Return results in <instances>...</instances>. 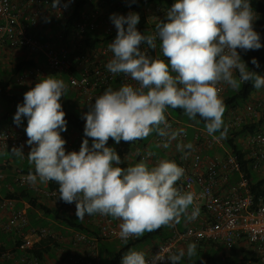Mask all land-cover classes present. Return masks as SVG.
I'll return each mask as SVG.
<instances>
[{
	"label": "clouds",
	"instance_id": "1",
	"mask_svg": "<svg viewBox=\"0 0 264 264\" xmlns=\"http://www.w3.org/2000/svg\"><path fill=\"white\" fill-rule=\"evenodd\" d=\"M60 4L61 0H52L53 8ZM256 19L251 0H176L156 24V33L145 35L137 28L138 13L112 14L116 36L108 46L113 58L106 68L135 84H122L118 89L109 86L89 105L83 117L85 139L78 152H67L61 136L67 130L61 103L67 91L65 82L48 75L26 91L13 119L19 126L27 118V158L34 165L27 182H55L59 199L75 203L78 220L97 214L120 220L119 237L125 242L164 226L174 227L181 218L196 220L200 208L194 206V193L177 187L184 167L168 159L121 167L120 155L108 142L111 138L117 145L131 143L146 139L153 131L168 135V108L183 110L191 120L199 116L210 136L218 133L216 139H226L223 115L227 105L220 95L221 86L239 91L251 81L256 89L264 87V76L249 70L238 51L262 47L254 28ZM157 39L166 59L153 57L142 47L147 44L155 50ZM251 63L259 67L256 58ZM184 148L192 150L194 145L189 142ZM22 149L23 145L13 147L11 153L23 159ZM197 248L191 242L186 251L159 252L151 259L144 251L130 248L121 264H160L165 259L180 264L185 256L189 260L196 256Z\"/></svg>",
	"mask_w": 264,
	"mask_h": 264
},
{
	"label": "built area",
	"instance_id": "2",
	"mask_svg": "<svg viewBox=\"0 0 264 264\" xmlns=\"http://www.w3.org/2000/svg\"><path fill=\"white\" fill-rule=\"evenodd\" d=\"M15 1H22L21 5L17 6ZM142 1L145 2L144 10L148 17L149 32L155 34L156 27L150 22L153 10L149 0ZM76 2L77 0H61L60 7L54 8L56 31L48 32L42 38L31 33V29L39 26V17L33 8L51 7L52 0H0V18L4 22L0 26V50L5 44H9L10 47L22 48L37 58V63L16 76L18 83L23 84L52 74L66 75L71 88L89 108V105L95 102V98L103 94L109 86L118 89L122 84H135V82L123 74L113 75L107 70L106 64L113 58L108 47L111 41L102 47L89 49L83 42V36L88 30L99 34H114L116 28L110 16L114 13L127 15L135 10L129 0H88L79 17L74 18ZM70 24L71 29L67 31ZM160 43L157 39L156 48L162 54ZM142 47L148 51L146 44ZM41 56L43 61L40 60ZM228 88L227 85L221 86L222 97ZM263 114L264 98L248 103L239 114L233 116L227 127L231 130L242 128L246 125L247 119L259 122ZM167 121L170 125L166 129L168 135L161 136L157 133L154 137L158 144H165L176 138L172 119L169 117ZM246 133L243 149L247 152L250 169L254 177L264 178V129L259 126L254 133L250 131ZM61 136L66 140L67 152L79 151L80 146L76 145L71 137ZM215 137L216 135L210 136L205 128L198 130L195 134L198 148L190 153L184 152L177 158V164L185 168V175L177 182V187L185 192L194 193V206L200 208V215L195 221L200 220L205 213L203 223L200 226H191L183 232H177L168 241L159 243L147 256L148 259L159 252L161 255H171L179 250L180 245L191 242L219 243L231 250L240 240L246 239L264 264V196L257 197L251 192L250 177L244 172L238 156L231 152L223 159L211 160L206 168H203L205 150H212L216 146L225 147L224 141ZM180 138L187 140V133L185 131L181 133ZM27 139L26 134L7 128L0 129V150L4 147L13 148L23 145L22 150L27 152V157L30 151ZM135 155L146 161L155 158L151 148L144 144L135 146L130 156ZM236 177L235 184L229 187L228 185ZM4 179L5 175L0 171V191L3 189ZM19 182L25 184L27 178L22 176ZM219 190L223 191V194ZM44 193L49 197L59 196L58 191L50 188ZM2 207L10 211L9 218L1 223L2 229L15 231L21 241L20 248L23 253L19 258L20 264H42V259L32 252L44 240L59 242L60 234L46 227L33 228L30 233H25L30 227L28 209L14 198H4ZM94 223L102 238L117 240L123 244L133 240V237L127 242L120 239L119 226L112 217L97 214L94 215ZM75 240L78 243L89 242L90 237L84 232H77ZM74 261L85 263V260L80 258H75ZM90 263L100 264L96 256L92 257ZM160 264H171V261L165 259Z\"/></svg>",
	"mask_w": 264,
	"mask_h": 264
},
{
	"label": "crops",
	"instance_id": "3",
	"mask_svg": "<svg viewBox=\"0 0 264 264\" xmlns=\"http://www.w3.org/2000/svg\"><path fill=\"white\" fill-rule=\"evenodd\" d=\"M22 1H15L17 6L21 5ZM155 6L154 4H152ZM163 6L161 4L155 6L156 10H162ZM19 8V7H18ZM33 10L38 14L39 17V26L35 29H31V33L42 38L48 32L55 33L56 24L54 22V8L51 7H34ZM159 22L164 19V17L157 18ZM24 21V18H22ZM158 22V23H159ZM241 55V53H240ZM43 61V56L40 58ZM37 63V58L31 56L26 50L22 48H12L9 44H5L3 48L0 50V129H11L14 132L26 134L25 129L27 127V118H23L22 123L18 126L14 123V115L17 111L16 106H11L5 101L2 97V94L6 95H14V94H24L26 91L30 90L31 87H34L35 83L39 82V80L43 79L41 77L36 80H29L23 84H20L16 81V76L25 71L28 67ZM21 64H30L23 68L18 74L13 73L14 67ZM55 75L56 78L64 79L68 78L66 75L52 74ZM261 76H264V72ZM68 82V80H67ZM262 92H256L253 96L252 100L248 103H254L264 98V87H262ZM232 89L229 87L227 92L224 94H228ZM248 103H241L240 105L229 108L227 107L225 115L235 116L239 114ZM71 105L76 115H78L81 119L85 120L84 114L89 110L84 103L81 97L71 98ZM166 113H169L168 111ZM169 117L173 122V132L176 133V138L170 140L165 144H158L154 137L151 136L147 142L143 144L151 148L155 158L147 161L150 165H154L160 159H168L174 160L177 163V158L180 154L184 152H192L198 148L195 142V134L198 130L204 129L201 125H196L192 121L184 119V118H173L171 114ZM166 117V118H169ZM246 125H252L257 121L253 122L252 119L246 120ZM229 123L225 124L228 125ZM206 129V128H205ZM186 132L188 135L187 140L180 138V134ZM157 134V133H156ZM61 135H67L75 141L76 145L81 146L83 136L79 133L71 129V127L67 126V130L62 132ZM218 136L219 134H215ZM192 143L194 145V149L189 150L184 148L181 150V146L186 145L188 143ZM91 145V143L89 142ZM241 147L243 148V144L241 143ZM221 148H217L216 150H205L203 152V168L205 169L207 164L211 160L215 159H223L229 152L225 147L219 146ZM10 147H4L0 150V171L5 175V179L3 182V189L0 191V264H20L19 258L23 253V250L20 248L21 241L18 239L15 231H5L1 227L2 221L6 220L10 216V211L2 207L3 199L9 198L7 195L16 194L21 188L28 187L35 196L39 197L40 202L44 204L47 208L51 210H58V215H48L44 211L40 210H31L30 205L27 201L19 200L20 205L28 209V217L30 220V227L25 230V233H30V230L33 228H49L54 232H58L61 236L59 242H52L51 240H44L46 249H49L47 253L44 254L42 264H80L74 261V259L85 260L83 264H91V259L93 256H96V260L100 264H105V262L111 260L115 251L121 250L127 244H123L118 242L117 240H110L106 238H102L99 234V230L94 223V215L86 216L84 220H78L76 217V207L75 203L66 204L58 197H49L44 191L49 188L48 183H40L37 181L35 185H31L28 182L25 184H21L19 179L22 176L27 178V175L30 171H34V165H31L26 157V151L24 152V158L21 159L11 153ZM141 159L135 156L128 157L129 166H133L136 163L140 162ZM237 181V177L234 178L233 182L228 186H232ZM221 194L223 191L219 190ZM18 200V199H17ZM189 212H191V206L189 208ZM205 218V213L202 214L200 220L198 221H187L185 218H181V221L175 224L174 227H161L159 230L154 231L151 234V238L145 240V244L142 247L137 248L136 246L133 248L138 251H144L147 256L152 253L153 249L159 243L168 241L171 239L174 234L177 232H183L187 228L191 226H200L203 223V219ZM69 219H77L80 223L89 227L90 230L85 234L89 235V242L78 243L75 240V234L77 232H82L75 230L73 227L69 225ZM117 226L121 223L120 220L115 219ZM147 235V236H148ZM146 237V236H145ZM133 240H142L141 238L133 237ZM188 244L180 245L179 249L184 248L186 251ZM200 252L209 253L212 251L211 247L207 245L197 244ZM187 257V256H186ZM181 263V261H180Z\"/></svg>",
	"mask_w": 264,
	"mask_h": 264
},
{
	"label": "trees",
	"instance_id": "4",
	"mask_svg": "<svg viewBox=\"0 0 264 264\" xmlns=\"http://www.w3.org/2000/svg\"><path fill=\"white\" fill-rule=\"evenodd\" d=\"M88 0H77L76 6H75V13L74 18L79 17L81 14V11L84 9L86 3ZM130 2V0H129ZM176 0H149V4H156V3H166L168 6H171L173 3H175ZM253 10L256 12V30L260 34V41L262 44V47L258 50H249L247 52H244L242 50H239L241 53L242 60L247 64L249 70L254 71L260 75L264 72V0H251ZM131 6L134 8L135 12L140 15V22L137 25L138 30L141 32H144L145 35H149V27H148V17L145 13V2L142 0H136L135 3H130ZM163 20V19H162ZM3 20L0 18V26L3 24ZM71 29V24L67 27V31ZM116 36V33L114 34H99L98 32H93L91 30H88L87 33L83 36V42L85 46L89 49H95L102 47L106 44H108L110 41H112ZM147 46V44H146ZM148 47V46H147ZM148 54L156 57L160 56L161 59H166L163 57V55L158 52V49L155 50L148 48ZM252 58H256L258 61L259 67H256L251 63ZM30 64H21L13 69L14 74H18L23 68L28 66ZM258 91V89L254 88L252 85V82H248L246 84H242L239 91L231 90L228 94L224 95L223 98L225 100V103L227 107L234 108L241 103H248L252 100L255 93ZM2 97L9 105L16 106L18 104H22L24 101V94H14V95H6L2 94ZM61 103L63 110L66 113V121L67 126L71 127L74 131L79 133L81 136H84V125L85 120L81 119L78 115L75 114L73 107L71 105V98L67 96V93H64V96L61 98ZM167 111H169L173 116L184 118L187 120L192 121L196 125H201L202 127H205V121L202 120L199 116L195 120L189 119L181 109H172L168 108ZM263 127L264 129V114L261 117L259 122H256L252 125H245L242 128L238 129H228V136L226 139H224V145L227 147L228 150H230L231 153L238 156L240 162L242 163V167L244 172L250 177V190L255 196H264V178L263 177H254L253 173L251 171L250 167V161L247 159V152L239 145L238 138L242 136V134L250 131L254 133L255 129L258 127ZM89 140H92L91 138H88ZM143 140V139H142ZM142 140L133 141L131 143H126L121 141L120 144H115V142L110 138L108 142V146L114 147L118 154L121 157L122 164L121 167H129L128 163V157L130 156L131 152L135 149V146L140 144ZM233 182V181H232ZM49 188L51 190L58 191V185L55 182H51L49 185ZM9 198H14L18 200H24L27 201L30 205V211L31 210H40L44 211L48 215H58V210H51L50 208H47L44 204L40 202L39 197L35 196L32 190H30L28 187L21 188L16 194L7 195ZM69 225L73 227L75 230L82 231L88 233L90 230L89 227L85 226L84 224L80 223L77 219H69ZM151 238V234L144 237L142 240H131L125 247H123L119 251H115L113 257L111 260L105 262V264H121V257L124 253H126L130 248L133 249L139 241H145L147 239ZM46 242L42 241L40 242L35 250L32 252L35 256L40 257V259L43 260V256L45 253L49 251V249H46L44 247ZM200 245H207L211 247L212 251L209 253H203L197 249V255L194 256L191 260H189L186 256L181 260L180 264H246L241 259H238L237 257H231L227 256L223 252V247H225L222 244L219 243H213V242H202L198 243ZM220 246V247H219ZM251 261L253 264H263L261 262V259L257 256L256 253H254L250 258L245 257L244 260Z\"/></svg>",
	"mask_w": 264,
	"mask_h": 264
},
{
	"label": "rangeland",
	"instance_id": "5",
	"mask_svg": "<svg viewBox=\"0 0 264 264\" xmlns=\"http://www.w3.org/2000/svg\"><path fill=\"white\" fill-rule=\"evenodd\" d=\"M159 4H161L163 7H162V10H156V8H155V6H157V5H159ZM155 6H153V5H151V9L153 10V13L150 15V22H151V24L154 26V27H156V24L159 22V20L157 19L158 17H165L166 16V13H167V10H168V8H170L171 6H168L166 3H156V4H154ZM254 28H255V30H256V20L254 21ZM64 79H67L68 80V78H64ZM67 80H63L64 82H65V84L67 85V91H66V93H67V96L69 97V98H73V97H76V95H78V97H80L79 96V94L76 92V91H74L72 88H71V86L69 85V83L67 82ZM263 91V89L262 88H260V89H258V92H262ZM167 112V111H166ZM169 112V111H168ZM169 114H171L170 112L169 113H165V115H166V117H169ZM172 115V114H171ZM172 117L173 118H179V117H175V116H173L172 115ZM223 119H224V122H225V124H227V123H229V121L232 119L231 118V116H229V114L228 115H225L224 117H223ZM226 126H228V125H226ZM156 133H158V132H156V131H153L146 139H143L142 140V142H140V145H142L144 142H147L148 141V139L151 137V136H153V135H156ZM245 135H247V133H244V134H242V136H240L237 140H238V142H239V145L241 146V144H240V141H241V143L243 144V141H244V139H245ZM89 142L91 143L92 142V140H89ZM217 148H221V147H219V146H216L215 148H214V150H216ZM225 148L227 149V147L225 146ZM228 150V149H227ZM229 152H230V150H229ZM149 233H145V235L143 236V237H141V239H143L145 236H147ZM145 244V242L144 241H139V243L136 245V247L137 248H139V247H142V245H144ZM220 247V246H219ZM223 252H224V254L225 255H227V256H233V257H237L238 259H241V260H243L244 262H246V264H253L251 261H249V259L248 260H244V258L245 257H248V258H250L254 253H255V251H254V248L250 245V243L246 240V239H243V240H240L238 243H237V245L235 246V248H233V249H227V248H225V247H223Z\"/></svg>",
	"mask_w": 264,
	"mask_h": 264
}]
</instances>
